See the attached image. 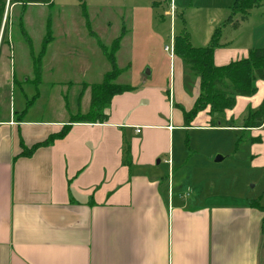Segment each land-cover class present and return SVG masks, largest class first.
<instances>
[{"label": "crops", "instance_id": "0c3cea01", "mask_svg": "<svg viewBox=\"0 0 264 264\" xmlns=\"http://www.w3.org/2000/svg\"><path fill=\"white\" fill-rule=\"evenodd\" d=\"M5 43L0 38V264H264V212L248 201H209L171 175L175 132L246 131L210 127L208 110L184 126L176 105L193 107L199 80L186 91L175 55L164 81L141 71L134 90L113 97L107 121L83 123L37 117L27 100L30 78H18ZM233 45L219 42L217 66L248 56ZM256 86L252 108L264 99V80ZM223 115L232 119L230 110ZM65 125V137L21 156ZM247 130L256 138L264 127Z\"/></svg>", "mask_w": 264, "mask_h": 264}, {"label": "rangeland", "instance_id": "374dc122", "mask_svg": "<svg viewBox=\"0 0 264 264\" xmlns=\"http://www.w3.org/2000/svg\"><path fill=\"white\" fill-rule=\"evenodd\" d=\"M236 2L8 0L0 38L3 43L10 39L5 45L7 53L14 54L18 78H30L27 100L34 104L37 117L72 120V116L89 111V85L100 83L115 70L119 72L118 75L114 72L116 83L131 85L138 73L148 70L154 71L148 79L164 81L169 71L167 64L171 63L170 52L165 48L170 46L173 37L187 34L193 47H205L218 29L220 41L233 43L236 49L264 48V0H259V6L244 21L234 12ZM231 21H240L239 26L234 27ZM45 38L49 42L42 53ZM37 57L41 58L43 79L39 88L33 82L36 81L33 80V59ZM174 59L176 70L178 64L184 68L183 78L187 77L184 88L189 91L196 77L189 76L179 57L175 55ZM236 98L235 107L229 109L232 119L227 121L224 111L223 123L240 125L251 110L259 107L252 108L259 98L257 94ZM193 130L175 132V163L171 171L175 181L202 191L210 197L209 201L255 200L264 206V165L260 163L264 130L259 133L261 141L256 144L252 141V131L240 128ZM254 148L260 150L257 156ZM218 155L225 160L216 163ZM163 166L167 179L169 171Z\"/></svg>", "mask_w": 264, "mask_h": 264}, {"label": "trees", "instance_id": "16d2710c", "mask_svg": "<svg viewBox=\"0 0 264 264\" xmlns=\"http://www.w3.org/2000/svg\"><path fill=\"white\" fill-rule=\"evenodd\" d=\"M7 4L8 0H0V26ZM258 6L259 0H237L234 12L241 15L240 21H244L249 18L251 10ZM240 21H231V23L234 27H238ZM117 41L119 42V40ZM48 42L49 39L45 38L42 53ZM219 42L220 31L218 29L213 34L209 45L205 47H193L187 34L174 38V55L183 61L189 76L199 80V94L193 107L190 110H185L180 105H176L183 114L185 127H191L198 113L205 110H208L211 117L210 127L230 126L223 125L228 123H223L222 113L235 107L237 96L255 95L257 93L256 82L264 80V48L249 49L247 57L217 66L214 62V55L219 47ZM33 62L38 81L42 72L41 58H34ZM113 64L115 65L114 61ZM114 72L119 74L116 70ZM114 72L107 74L100 83L89 85L91 89L89 111L83 115L79 113L72 116L71 122L103 123L107 121L113 97L134 90L130 84L114 82ZM241 127L244 130L264 127V100L258 108L248 113ZM70 128L69 125H65L60 132L51 134L45 141L37 143L31 148L24 146L21 156H30L37 148L48 146L55 140L65 137ZM260 140V137L252 139L255 143ZM123 155L124 163L131 166V149L128 141H125ZM250 205L264 212V206L260 205L258 201L253 200Z\"/></svg>", "mask_w": 264, "mask_h": 264}, {"label": "built area", "instance_id": "2783aa9c", "mask_svg": "<svg viewBox=\"0 0 264 264\" xmlns=\"http://www.w3.org/2000/svg\"><path fill=\"white\" fill-rule=\"evenodd\" d=\"M165 49H166L167 51H169L170 54H171L172 56L174 55V37H173L172 40H171L170 46H169V47L166 46ZM169 162H171V161L169 160Z\"/></svg>", "mask_w": 264, "mask_h": 264}, {"label": "water", "instance_id": "95a60500", "mask_svg": "<svg viewBox=\"0 0 264 264\" xmlns=\"http://www.w3.org/2000/svg\"><path fill=\"white\" fill-rule=\"evenodd\" d=\"M223 159H224L223 156L218 155V156L215 158V162H216V163H220V162L223 161Z\"/></svg>", "mask_w": 264, "mask_h": 264}]
</instances>
